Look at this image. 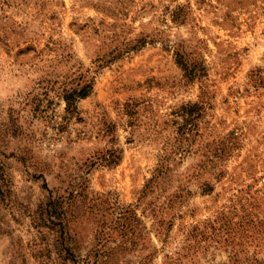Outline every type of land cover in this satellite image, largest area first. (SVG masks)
Segmentation results:
<instances>
[{
  "label": "rangeland",
  "instance_id": "1",
  "mask_svg": "<svg viewBox=\"0 0 264 264\" xmlns=\"http://www.w3.org/2000/svg\"><path fill=\"white\" fill-rule=\"evenodd\" d=\"M0 264H264V0H0Z\"/></svg>",
  "mask_w": 264,
  "mask_h": 264
},
{
  "label": "trees",
  "instance_id": "2",
  "mask_svg": "<svg viewBox=\"0 0 264 264\" xmlns=\"http://www.w3.org/2000/svg\"><path fill=\"white\" fill-rule=\"evenodd\" d=\"M178 62L187 74H189L190 76H192L194 74V70L189 69L187 64L183 63L181 60H179ZM204 70L205 69L203 68V71ZM91 90H92V86L89 84V85L85 86L84 88H82L78 92H72V93L66 94L65 95V101H66L67 111L68 112H75L77 109V105H76L77 101L80 99L88 97V95L91 93Z\"/></svg>",
  "mask_w": 264,
  "mask_h": 264
}]
</instances>
